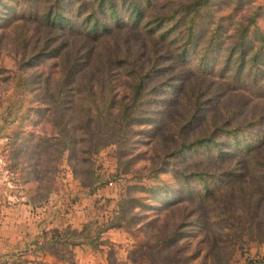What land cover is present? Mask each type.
I'll return each instance as SVG.
<instances>
[{
  "label": "rangeland",
  "instance_id": "obj_1",
  "mask_svg": "<svg viewBox=\"0 0 264 264\" xmlns=\"http://www.w3.org/2000/svg\"><path fill=\"white\" fill-rule=\"evenodd\" d=\"M51 1L0 0V210L69 221L108 264L263 263L264 0H136V24L113 0L123 21L103 16L96 35L82 29L90 5L66 12L71 29L32 18ZM161 16L162 37L148 31ZM216 126L243 128L232 155L173 153ZM171 168L237 175L206 194Z\"/></svg>",
  "mask_w": 264,
  "mask_h": 264
},
{
  "label": "trees",
  "instance_id": "obj_2",
  "mask_svg": "<svg viewBox=\"0 0 264 264\" xmlns=\"http://www.w3.org/2000/svg\"><path fill=\"white\" fill-rule=\"evenodd\" d=\"M75 3V6L69 7V3ZM52 0L51 2L47 3L44 9L39 13L36 14L33 12V17L37 20L43 21L45 24L49 26H55L59 29H67L72 28L71 24L68 22V17L66 15V12L72 11L77 15L78 17L81 15V12L86 8L87 5H90V10L87 14H84L82 16V29L84 30V33L86 34H100L107 30V24L102 21L103 16H107L110 14L111 16V23L119 25L123 20L122 18L118 17L117 9L115 7L113 0H89V2L85 0ZM205 0H194L191 1L188 4H185V7H188L189 9L184 10V12H190L193 10L196 11L199 7L203 6L205 4ZM127 7V14L126 19L132 23L136 24L138 21L140 22L142 20V7L140 4V1H127L126 3ZM191 8V10H190ZM165 17H157L155 18L154 24L148 28V31L153 33L155 31H158L160 33V37L164 35V31L161 32L159 30L162 22L165 21ZM251 21L253 19L251 18ZM151 22H148L150 24ZM70 28V29H71ZM187 36L189 37L192 34V31L189 27V29L186 32ZM243 42V34L241 33L238 39V43H236V47H241ZM264 43V40H262V44ZM258 50V49H257ZM255 50L252 52V59L253 61L256 60V56L258 55V51ZM187 49L183 48L179 54V57L181 59H184L183 57L187 53ZM246 49L243 47L242 49L238 50L237 56L239 58V66L238 68L242 67L244 65V59L246 54ZM142 83V76L140 77V80L138 79V84L135 87V91L137 94V89H139L140 85ZM200 103L196 102V105L194 106L193 110L196 114L197 110H200L201 107L199 106ZM194 115L193 117H195ZM240 129H243L241 126H235L233 128H224V126H216L214 129L209 131L206 135L198 138H193L192 140L185 141L181 140L178 147L173 150V153L177 156H180L183 154L184 151H189L190 154L193 153V151H196L198 147L207 148L209 150H212L209 155H214L215 158L223 159L225 157H228L232 155V144L236 142V132ZM64 135L66 137V132L64 131ZM235 145V144H234ZM252 144H248L243 148V152L246 151V153L250 152L252 148ZM237 152H242L239 148L236 149ZM213 153V154H212ZM171 172L174 176H178L180 178H183V185L187 182V179L193 175H196L200 181H202V189L203 191L208 194L210 193L211 189L209 188V183L217 185L218 181L222 182L220 180V176L223 174L224 176L228 177V179H232L237 174H235L232 170L231 171H223L220 175L214 174V173H207V172H189L185 173L180 168H171ZM206 176V178H204ZM74 240L80 239L81 234L72 235Z\"/></svg>",
  "mask_w": 264,
  "mask_h": 264
},
{
  "label": "crops",
  "instance_id": "obj_3",
  "mask_svg": "<svg viewBox=\"0 0 264 264\" xmlns=\"http://www.w3.org/2000/svg\"><path fill=\"white\" fill-rule=\"evenodd\" d=\"M23 206L26 221L0 210V264H108L104 253L82 249L73 234L64 233L74 227L67 228L69 221L60 222L59 226L45 224L34 214L38 208L28 203Z\"/></svg>",
  "mask_w": 264,
  "mask_h": 264
},
{
  "label": "built area",
  "instance_id": "obj_4",
  "mask_svg": "<svg viewBox=\"0 0 264 264\" xmlns=\"http://www.w3.org/2000/svg\"><path fill=\"white\" fill-rule=\"evenodd\" d=\"M261 264H264V261H263V263H261Z\"/></svg>",
  "mask_w": 264,
  "mask_h": 264
}]
</instances>
